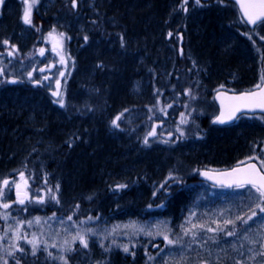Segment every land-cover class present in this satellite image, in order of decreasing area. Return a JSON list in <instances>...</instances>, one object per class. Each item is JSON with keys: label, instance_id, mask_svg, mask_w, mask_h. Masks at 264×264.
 <instances>
[{"label": "trees", "instance_id": "trees-1", "mask_svg": "<svg viewBox=\"0 0 264 264\" xmlns=\"http://www.w3.org/2000/svg\"><path fill=\"white\" fill-rule=\"evenodd\" d=\"M181 1L76 0L73 7L72 0H40L31 8V25L23 20L24 1L0 2V201L17 202V184L31 197L20 216L17 247L24 251L15 248L10 264H82L87 252L78 238L61 250L40 243L31 254L28 231L51 229L57 217L87 221L92 249L105 264H133L121 251L125 237L159 218L179 234L186 254L182 261H167L153 242L140 247V264H200L205 242L214 236L226 246L245 241L236 217L249 214L244 213L248 196L242 200L247 194L228 188L216 194L193 183L202 181L205 167H231L253 156L264 141V116L218 126L213 114L189 113L185 105L195 96L213 101L220 85L238 91L253 87L260 80L257 49L264 51V43L254 37L255 46L240 34L254 29L236 22L240 14L233 0H202V7L189 3L180 9ZM57 32L67 34L68 65L54 50ZM63 99L65 107L58 106ZM120 112L126 129L144 122L155 135L140 146V139L136 143L112 129L110 121ZM173 171L179 177L153 197V184ZM44 173L59 186L57 204ZM164 202L163 210L146 209ZM193 208L196 216L189 220ZM227 220L235 225H225ZM232 226L240 232L231 241L226 232ZM184 229L195 232V239ZM104 242L114 247L110 256L100 248ZM149 250L154 260L147 259ZM227 255L213 264L234 263Z\"/></svg>", "mask_w": 264, "mask_h": 264}, {"label": "rangeland", "instance_id": "rangeland-1", "mask_svg": "<svg viewBox=\"0 0 264 264\" xmlns=\"http://www.w3.org/2000/svg\"><path fill=\"white\" fill-rule=\"evenodd\" d=\"M22 1H24L25 3V0H22ZM39 1L40 0H35L34 4L38 3ZM189 1L192 2L194 7H202L204 5V2H202V0H200L199 5L195 3V0H187V2ZM28 2L32 3V0H28ZM184 4H185V0H184ZM236 22H238V24H241V25L245 24L241 16L238 18V20H236ZM240 34L243 37L250 40L252 43H254L255 46H257V44H256L254 37H258L264 43V39H262V37H264V23H262L256 29H254L253 33L240 30ZM67 39H68L67 34L65 32H57L54 37L53 45H54V50L62 58L64 64L68 65V60H69V57H71V55L67 49V44H66ZM257 50H258L257 54L259 57L258 62L260 65V68H259L260 69L259 85H260V83L262 82L261 76L263 75V70H264V51L261 48ZM220 89H226L229 91H238L237 89L233 88L231 85H223V88H221V85H220L215 91L220 90ZM155 94L158 96L160 95L159 89H155ZM159 101H160V97H158V103ZM56 102L58 106L60 107H65L66 105L65 99H63L62 101H56ZM185 109L188 110L189 113H193V112H198L199 114L209 113V114H213L214 116L217 114V111H218L214 98H213V101H211V99H205L203 97L200 98L199 96H195L194 98L189 100L187 104L185 105ZM243 117L249 118V119H253V118L259 119V120L263 119L261 115H244ZM184 120L186 121L184 123L185 125L187 124V122L191 120V116L190 115L185 116ZM115 121L119 125L117 118L115 119ZM113 127L119 128L114 125ZM149 132H154V130H152L151 127H149V124L144 123V122L140 123L139 127H134L129 130V133L132 136V138H136L137 140L140 139V143L142 142V140H145L146 138L149 137L148 136ZM198 137L201 138L202 134H199ZM251 158L252 159L250 160L257 161L259 165L261 166L260 161L264 160V141L260 146L256 147L255 153L253 156H251ZM247 160L249 161L248 158ZM205 168L215 169V167H205ZM261 168L264 170V167L261 166ZM170 173H171V176L174 177V179L179 177L173 171V172H169L166 179L162 183H159V184L154 183L152 188H153V193H156V194L153 195V197H155L157 193L162 189L161 185H164L165 187L166 183L174 180L173 178H169ZM44 183L46 184L49 183V193H50V197L52 201L56 204L59 203V186L50 184L47 173H44ZM200 183L202 185H200ZM193 185L194 186L196 185L209 186V188L213 192L214 191L218 192L220 190H223V188L212 186L203 180L201 182H194ZM26 189L27 188H25L24 186H20V190H19L20 194L27 197L24 204H26L27 201L31 198L29 197V194L27 193ZM234 189L237 192L241 191L247 194V195H244V197H242V200L246 199L247 196L249 198L246 201L247 207H245V210H244V213L246 214L249 213L248 215L245 216L246 218L247 216L251 215V211L255 209V205L256 203H259V201L252 194V192L247 188L246 189L234 188ZM14 191L17 195V188H15ZM235 195L236 194L233 193V196ZM237 196H239L238 193L236 195V199H237ZM3 204H8L9 208L7 209L3 208ZM24 204H19L15 201L13 202L6 198H4L3 201H0V264H4V261H7V264H10L11 255H9V252L12 253L15 248H18L17 240L21 234L20 233V229H21L20 228L21 227L20 216L26 214V209H25L26 207H23ZM165 204L166 202L161 203L159 205L151 203L147 206L146 209L148 211L163 210L165 208ZM196 210L195 208H193L192 213L189 215V220L195 219ZM256 210L258 212V209ZM239 214L240 216H242L243 212ZM71 217H72L71 220H69L68 217H57V218L52 219L51 224L53 227H50L51 229L35 230L31 227V230L28 231L29 233L27 232L28 233L26 237L27 241H34L37 244L36 252L39 251L38 249L40 248L39 246L40 243H43L44 245H46L47 248H49V245L55 244V246H57L61 250L67 246V243L69 242L71 238L76 239V237L78 236H84L87 240L88 247L87 248L83 247L79 241V245L82 248V250L87 252V254H85L84 256V262L82 264H105L107 259L99 261L98 258L96 257L98 253L96 254L92 249L91 237H90V235L92 234H90L88 222L86 221L84 222V224H81L78 222L76 223L75 222L76 219H74L73 216ZM95 220L99 221L100 218L97 217L95 218ZM103 222H106V218L103 220ZM251 222L252 221H249L247 226H250L252 228H247L246 230L245 228L246 225L243 223L241 224L244 227L243 228L239 227L240 229L245 230V232H243V238L245 241H243L242 243H239L238 240L236 239L232 241V237H234L235 235L234 236L226 235V237L231 239L232 241L231 244L227 246L220 242L219 237H215V236L211 238L210 241L205 242V248H206L205 258L206 259L201 261L200 264H213V263H217L218 261L223 262L224 259L227 258L225 256L227 254L229 255L231 254L230 256L231 260L234 262L230 264H235L236 261H242L243 264H264V260L262 261L260 257L261 255H259L261 251H258L257 249L258 247L261 248V244H264V214H259L258 212V217L254 218L253 223ZM239 228L237 226L236 227L232 226L230 229H228V231H234L236 235H239V232H240ZM140 229H141L140 227L136 228L135 231L131 232L127 237H125L124 240L127 242L126 246L129 248V251L125 252L123 250L124 247H122V250H121L125 253V255L131 256L132 260H134L133 264H140V247L142 246L144 247V245L149 246L153 242L157 243L155 244V248H157L158 246H161L159 250L160 251L159 254L162 253L165 256L167 261L170 260L173 262L177 258H178L177 259L178 261H182V258L186 254V252L184 251V248L182 249L183 242L179 240L181 239L179 234H176L175 232L170 230V228L168 227V223L165 219H162V218L156 219L153 226L142 227L143 231H140ZM146 233H151V235H147ZM165 235L168 236L169 239L176 241V243L169 245L167 241L164 240ZM253 241H255V243H253ZM104 244L100 246V248L104 246L102 252L110 256L114 250V247L111 245L110 242H104ZM209 244L211 246L213 245L214 246L211 248ZM29 245L32 248V244L29 243ZM176 248L178 249V251ZM150 251L151 250L147 252L146 257L148 260H154V257L150 255ZM223 255L225 257H222ZM212 256L215 258L211 259Z\"/></svg>", "mask_w": 264, "mask_h": 264}, {"label": "snow or ice", "instance_id": "snow-or-ice-1", "mask_svg": "<svg viewBox=\"0 0 264 264\" xmlns=\"http://www.w3.org/2000/svg\"><path fill=\"white\" fill-rule=\"evenodd\" d=\"M0 2H2V0H0ZM187 2V0H185V3ZM238 3H240L241 8L243 10V14L245 17H247V22L248 23H252V24H256L258 22H264V0H247V2H245V0H237ZM25 3L27 5L25 12H24V16H23V20L25 24H32V19H31V8L32 5L35 3V0H32V3H29L28 0H25ZM195 3L197 5L200 4V0H195ZM72 5L73 7L76 6V0H72ZM172 34L169 33V36H171ZM49 36H52V33H49ZM85 40H87V37H84ZM262 39H264V37H262ZM3 43L7 44L8 41H4ZM121 46L123 47V38L121 37ZM13 48H15V45L12 46ZM40 54L43 55L44 54V50L41 49L40 50ZM9 56L13 55V52H9L8 53ZM102 66V65H101ZM41 71H43V69H41ZM3 70L0 69V73H2ZM29 77L32 76V73H28ZM61 75H63V73H61ZM261 80L264 81V75L261 76ZM15 82V81H12ZM36 83H39V81H36ZM221 88H223V85H221ZM256 89H259V91H255V90H249V91H245L240 93L239 95H234V96H226L221 100V114L219 116H217L216 121L214 122H218V123H226L230 120H232L236 113L241 111L242 109H253V108H259V109H264V88H261L260 85H256L255 86ZM54 95H58V93H54ZM227 100L228 104L225 105L224 101ZM168 107H171V105H168ZM127 111V110H125ZM160 111H164V109H160ZM183 116V114H181ZM119 119V117H117V120ZM185 120H181V123H185ZM113 125L116 127H119V125L116 123V121L114 120ZM155 135L154 132H149L148 136H153ZM147 138L145 139V144H147ZM249 160L252 159L251 157L248 158ZM240 163H244L243 161H241ZM260 164L262 167H264V160L260 161ZM21 175V179L24 178V174L20 173ZM203 175L208 176L209 174L207 172L203 173ZM222 176L224 177L223 179H220L218 181V183L221 184V186H227L230 188H237V189H249L252 194L256 197V199L259 201V203H256L255 205V209H253L251 211V215L247 216L246 218L243 216H237L236 220L241 221V223L247 225L249 223V221H253L254 218L258 217V212L259 214H264V171H261L260 169H258L256 167V165L251 164L246 168H241L239 166L233 168L231 171L225 172L222 174ZM169 178H173L171 176L170 173V177ZM211 178V177H210ZM26 181H25V185H26ZM3 184L5 186L9 185V181L8 180H4ZM118 187H126V185H118ZM164 185H161V188H163ZM17 188V202L19 204H24L25 200L27 199V197L25 196L24 198L20 197V185L17 184L16 185ZM58 188V186H57ZM156 193H153V195H155ZM0 195H3V192H0ZM78 207V206H77ZM3 208L7 209L9 208L8 204H3ZM258 209V212L257 210ZM69 220L72 219L71 216L68 217ZM89 219H92L91 217ZM39 221V218H37V222ZM31 223V222H29ZM228 224H232L235 225V221L233 220H227L225 221V225ZM196 225H192V228H196ZM201 228H203V225L200 226ZM141 231H143V229H140ZM222 229H212L209 228L207 229V231L209 232H218L221 231ZM91 231V230H89ZM184 233L185 235H188L189 233H191V235L193 236V238L195 239L196 233L192 232L191 229H184ZM147 235H151V233H146ZM159 234V233H158ZM226 235L228 236H234L236 235V233L234 231H228L226 232ZM79 239L81 245L85 248L88 247L87 244V240L84 236H78L76 237ZM247 238V237H246ZM75 239V238H74ZM164 240L167 241V243L169 245L175 244L176 241H173L171 239H169L168 236H164ZM28 243L32 244V254L35 255L36 254V250H37V244L34 241H28ZM253 243H255V241H253ZM261 249L262 251L259 253V255L264 256V244H261ZM18 250L20 252H23L24 249L23 248H18ZM125 252L129 251V248L127 246L124 247L123 249ZM251 251V250H250ZM9 255H12L11 252H9ZM252 258V257H250ZM4 264H7V261H4ZM16 264H20V261L17 260ZM65 264H67V261H65ZM235 264H243L242 261H236Z\"/></svg>", "mask_w": 264, "mask_h": 264}, {"label": "water", "instance_id": "water-1", "mask_svg": "<svg viewBox=\"0 0 264 264\" xmlns=\"http://www.w3.org/2000/svg\"><path fill=\"white\" fill-rule=\"evenodd\" d=\"M233 1L237 4V7H238V9L240 11L241 16L243 17V19L245 20V22L251 28L256 27L260 23V22H258L256 24L248 23L247 22V17L244 16L243 10L241 8L240 3H238L237 0H233ZM245 2H247V0H245ZM261 88H264V83L261 86ZM252 90L259 91V89H256V88L255 89H252ZM245 91H249V90H244V91H239V92H233V91H228V90H225V89H221V90H219V91L216 92L214 99H215V101H216V103L218 105V113H217V115L213 119V124L219 125V126L229 125V124H232V123L236 122L238 120V118L241 115H244V114H264V109H259V108L242 109L241 111H239V112L236 113L235 117L232 120H230V121H228L226 123L221 124V123H218V122H214V121H216L217 116H219L221 114V108H222V106H221V100L224 97H226V96L239 95L240 93L245 92ZM224 103H225V105H227L228 104V101L225 100ZM251 164L256 165V167L258 169H260L261 171H263V169L260 167V165L256 161L250 160V161H246L244 163H238V164H236V165H234L232 167H229V168H220V169H216V168L215 169H213V168H205V169H203L201 171V178H202V180H204L205 182H207V183H209V184H211L213 186L227 187V186H221V184L218 183V181L220 179H223L224 178L222 176L223 173L228 172V171H231L233 168H235L237 166H239L241 168H246V167H248ZM205 172H207L209 175L208 176L203 175V173H205ZM23 196L24 195L20 194V197L21 198Z\"/></svg>", "mask_w": 264, "mask_h": 264}, {"label": "bare ground", "instance_id": "bare-ground-1", "mask_svg": "<svg viewBox=\"0 0 264 264\" xmlns=\"http://www.w3.org/2000/svg\"><path fill=\"white\" fill-rule=\"evenodd\" d=\"M189 3L192 4V2H190V1L184 4V0H182L181 3L179 4V8L182 9V8H184L185 5H187V4H189ZM192 5H193V4H192ZM83 15H84V14H81V17H80L79 21H81V20L84 18ZM71 32H75V31H71ZM30 94H31L30 91H26V93L23 94V96H24L25 98H28ZM57 105H58V104H57ZM121 116H122V112H120V113L116 114L114 117H112V119H111V121H110V125H111L112 129L116 130L117 132H121V133H124V134L130 135L129 130L126 129L125 127H123V126L121 125V123H120ZM117 117H119V119H118V122H119V128H114L113 125H112V122H113ZM133 141H135L136 143H139L138 140H136V139H134ZM133 141H132V142H133ZM143 142H144V141L142 140V142L139 143L140 146H142V143H143Z\"/></svg>", "mask_w": 264, "mask_h": 264}, {"label": "flooded vegetation", "instance_id": "flooded-vegetation-1", "mask_svg": "<svg viewBox=\"0 0 264 264\" xmlns=\"http://www.w3.org/2000/svg\"><path fill=\"white\" fill-rule=\"evenodd\" d=\"M260 84H262V82Z\"/></svg>", "mask_w": 264, "mask_h": 264}]
</instances>
